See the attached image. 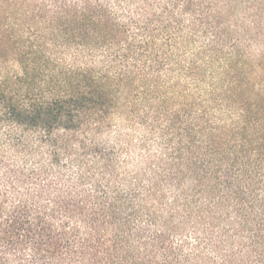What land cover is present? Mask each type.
Instances as JSON below:
<instances>
[{"label":"trees","instance_id":"16d2710c","mask_svg":"<svg viewBox=\"0 0 264 264\" xmlns=\"http://www.w3.org/2000/svg\"><path fill=\"white\" fill-rule=\"evenodd\" d=\"M261 44L264 0H0V264H264Z\"/></svg>","mask_w":264,"mask_h":264},{"label":"rangeland","instance_id":"374dc122","mask_svg":"<svg viewBox=\"0 0 264 264\" xmlns=\"http://www.w3.org/2000/svg\"><path fill=\"white\" fill-rule=\"evenodd\" d=\"M263 48H264L263 44L254 47L252 50V56H253L252 58L256 59L261 53V50ZM19 69L20 66L17 63V61L14 60L13 58H10L9 62L7 64H4L0 69V77L7 74L9 71H15ZM253 74L255 77V81L258 82V86L264 87V84L263 83L261 84L262 79H264V75H261L260 72L258 73L257 68H255ZM204 88H207V85H205ZM177 102H178L177 97L173 96V98L167 104L170 109V114L168 116H161L158 119L159 109L156 108V110L153 111L150 109L149 102H147L146 100L140 101L137 109L139 112H141L142 116L149 115V121L143 120V118L140 116H138L133 121H127L125 120V117H123V118H118V124L122 126L124 133L130 139V141H133L134 144H138L140 139L143 138L144 136L151 137L152 139H154L157 136L160 137L163 130H165L166 132L168 131L167 127L170 125L171 120L173 119V115L171 114H174L173 113L174 110H178L179 108ZM152 132H154V135L156 136H152ZM155 143L156 142L153 143L154 150H156L158 146L157 143L156 144Z\"/></svg>","mask_w":264,"mask_h":264}]
</instances>
